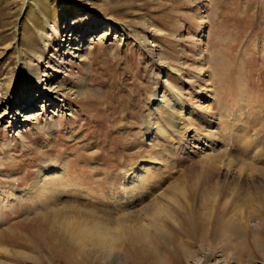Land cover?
Instances as JSON below:
<instances>
[{"label": "rangeland", "instance_id": "rangeland-1", "mask_svg": "<svg viewBox=\"0 0 264 264\" xmlns=\"http://www.w3.org/2000/svg\"><path fill=\"white\" fill-rule=\"evenodd\" d=\"M66 22L71 39L82 35L88 58L68 55L70 35H61ZM52 68L58 71L49 80ZM150 73L161 96L173 99L169 86L176 87L189 111L197 104L208 108L212 123L201 126L225 143L235 177L221 180L243 184L246 192V180L255 176L242 161L249 152L264 160V0H0V187L17 196L38 181L43 168L54 176L68 161L69 177L95 184L98 194L102 171H120L123 163L172 151L173 144L162 138L152 147L139 146L142 122L149 115L160 120L150 97ZM27 114L36 119L24 123ZM123 128L133 130L125 134ZM198 160L165 172V185L182 182L187 189L173 210L184 225L168 220L162 233L152 229L146 247H132L118 236L125 245L120 264H191L195 258L200 264H264V211L242 225L240 242L234 239L223 249L210 222L219 217L218 204L207 197L199 206V189L184 184L200 181ZM148 197L151 205L156 196ZM79 199L88 205L89 198ZM109 208L101 212L105 215L94 213L123 217ZM15 211L0 216V264L119 262L101 250L85 251L39 197L22 199Z\"/></svg>", "mask_w": 264, "mask_h": 264}, {"label": "bare ground", "instance_id": "bare-ground-1", "mask_svg": "<svg viewBox=\"0 0 264 264\" xmlns=\"http://www.w3.org/2000/svg\"><path fill=\"white\" fill-rule=\"evenodd\" d=\"M157 32L160 31L157 30ZM205 39L206 32L203 31L200 42L204 43ZM83 41L82 35H79L75 40L69 38V48L67 51L70 54L68 53V55L73 58L77 56L88 58L89 52L84 51ZM50 71L48 77L49 80H53L52 77L55 76L53 72L58 70L52 68ZM208 71L209 68L204 65L202 72L207 73ZM153 82H155V86H153ZM149 84L151 89L150 97L156 103L155 110L160 114V120L158 118L154 120L149 115L142 122L141 129L136 134L138 136L140 134L141 141L139 146L148 143V147H152L156 145L155 140L157 138H162L164 141H170L171 145L173 144L171 147L172 151L161 149L155 153V157L153 156V158L146 157L136 163L129 161L130 163H123L124 167L120 171H103L101 173L103 181L101 182V187L103 188L99 191V198L102 204L104 202L105 205L103 204V206L107 208L111 207L113 211L124 213L123 217L118 220L76 207V204L74 206V203L80 201V194L89 198H96L97 194L89 192L82 185L74 186L72 178L69 177L68 173V161L64 162L57 169V175H54L57 178L51 172H47L46 168H43L39 172L38 181L33 182L34 185L30 189L19 192L17 196L14 195V191L7 195L4 189L0 187V199L4 200L0 204V216L3 218V214L7 210L15 214V205L22 203V199L24 198L39 197L42 204L49 205L51 211H54V220L61 229L70 233L82 243L85 251L93 253L101 250L105 253L106 259L115 257L119 260L117 264H120V258L123 254L122 247H125V245H119L118 236L122 237L125 242L132 244V247H146L152 244V229H155L158 233H162L163 225H166L168 220H173L178 227L184 225V223L179 224L175 221L173 210L174 206L180 205L179 197H186L187 189L184 187L185 185L183 186L182 182H177V184L176 182L175 184L171 183L173 185L170 187L168 186L169 184L165 185L164 179L169 178L165 175V172L172 169L174 165L175 167L178 166L184 160L199 159V164H197L202 165L199 172L202 175L200 181L198 179L196 181L189 180V182L185 181L184 184H190L189 186L195 189V191L199 189L200 195H203L201 196L203 198L199 200V206H201L202 202L203 205L206 204L207 197L213 199L218 204L219 217H213L210 222L212 225H216L217 232L222 236L223 249L232 245L234 239L239 240L242 237V225L244 223H247V225L253 223L254 213L257 214L260 211H264V181L262 179L264 177V160L258 153L246 151L249 153H247L246 160L242 162L246 167V172H251L255 176L251 183L246 180V192H244L243 184L240 186V183L232 185L223 182L221 179L233 181L235 177H233V172H230V161L228 160V151L225 148V143L222 144L221 140L218 142L211 135V128L208 130L204 128L205 126L202 127L206 125L205 123H200L206 122V127H210L212 121L205 113L206 111L208 113V108L197 104L193 111H189L186 106V98H183L179 94L176 87L169 86L170 95L173 96V99L171 96H161L156 78H152L151 73ZM199 91L201 92L198 95V99H204L205 97L203 96L206 95L203 93L206 91V88ZM35 114L37 115L36 117L42 115L39 112ZM26 117L24 123L36 119L33 114H27ZM127 129L123 128L122 130L124 133H127ZM180 142L182 143L180 144ZM92 164L96 165V162L93 161ZM241 166L242 164L238 167ZM248 177L251 176L249 175ZM48 181H51L52 184L47 185ZM168 181L170 180L168 179ZM221 182L223 185L219 186ZM77 185L80 184L77 183ZM165 186L169 187L167 192L165 191ZM116 191L117 196L115 195ZM247 191L249 192L248 194ZM111 194L114 195L110 197ZM153 195L156 196L155 201L151 205H146L148 196L151 197ZM114 198L116 200H114L113 204L108 205L109 201L111 203ZM94 203L92 202L90 205L95 207L102 206L99 205L101 202H97L99 204ZM191 204L188 208L192 207ZM86 206L88 207V205ZM205 211L207 212L206 209ZM216 212H214V215ZM180 213L182 212L180 211ZM190 221L192 222L191 219H188L187 223H190ZM137 248L135 249L137 250ZM191 264H200V259L195 258V261Z\"/></svg>", "mask_w": 264, "mask_h": 264}, {"label": "crops", "instance_id": "crops-1", "mask_svg": "<svg viewBox=\"0 0 264 264\" xmlns=\"http://www.w3.org/2000/svg\"><path fill=\"white\" fill-rule=\"evenodd\" d=\"M127 130L129 131V130H133V129L128 128ZM128 133H130V132H128ZM130 148H131V147H130ZM130 162H132V161H130ZM130 162H129V163H130ZM127 163H128V162H127ZM127 163H126V164H127ZM60 167H61V166H59V168H60ZM102 173H103V171H102ZM100 176L102 177V175H100ZM97 177H98V176H97ZM72 182H73L74 186H81V185H82V184H80V183L78 182V178H77V177H75V179L72 178ZM76 182H77L78 184H80V185H77ZM101 182H103V181H99V182H98V185L100 186V188H99L100 190L103 188V187H101ZM90 184L93 185V186H91ZM82 186H83L85 189L89 190V192H92V193H94V194H97V193L94 192V190H93V187L95 186V184H93V183H87V184H83ZM91 187H92V188H91ZM98 194H99V193H98ZM98 194H97V197H96V198H89V197L84 196V195H81V194L79 195L80 197L89 198L88 207L85 205V208H84V206H83V205H84V200L81 201V199H80V201H79L80 203L78 202V203H75V204H77V206H78V205L82 206V208H84L85 210H86V209H89V208H91V207H94L95 209H97V211H93V212L101 213L102 211H105V209H104L105 206H103L104 202H103V204H102V201L100 200V198H99L100 196H99ZM95 200H96V201H95ZM99 200H100V201H99ZM91 201H92L93 203L96 202V203H94V204H99V203L101 202L99 205H102L103 207H102V206H100V207H98V206H97V207H95V206H91V205H90V204H92ZM97 202H99V203H97ZM81 203H82V204H81ZM89 205H90V206H89ZM104 205H105V204H104ZM94 208H91V209L94 210ZM101 214H102V213H101ZM102 215H105V214H102ZM109 216H110V214H109Z\"/></svg>", "mask_w": 264, "mask_h": 264}]
</instances>
